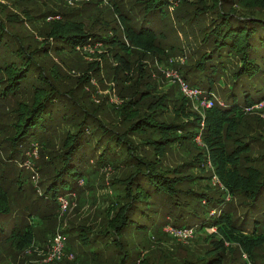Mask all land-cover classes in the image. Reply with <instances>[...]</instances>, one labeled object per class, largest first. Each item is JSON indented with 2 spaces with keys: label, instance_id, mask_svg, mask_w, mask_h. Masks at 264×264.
Segmentation results:
<instances>
[{
  "label": "trees",
  "instance_id": "1",
  "mask_svg": "<svg viewBox=\"0 0 264 264\" xmlns=\"http://www.w3.org/2000/svg\"><path fill=\"white\" fill-rule=\"evenodd\" d=\"M82 1L85 6L104 5V0H88L89 3ZM124 1L109 0L108 5L123 24L122 30L106 29V34H100L94 29L95 21L91 25L93 28H86L84 25H90L91 20L89 16L87 20L84 19L86 13L81 14L85 8L76 14L48 9L40 17H31L30 13H25L28 16L25 20H29L31 27L37 32L33 34L26 32L24 22L17 14H10L0 0V97L5 102H17L16 109L8 110L4 104L0 105L2 118L8 113L15 117L2 126L1 141L4 142L3 147L7 149L10 160L19 156L29 158L25 157V152L34 153L35 146L40 145V170L43 179L38 189L41 194L35 200L36 211L41 203L45 205V213L42 214L40 210L38 216H35L32 207L31 212L25 213L28 209L25 205L21 216H13L12 228L8 232L2 222L11 214L10 198L0 184V242L7 240L10 247L29 250L34 246L38 228L44 239L50 240L46 264H81L78 262H86L87 251L82 250L78 258L72 256L67 248L69 240L74 242L78 239L80 242L77 243L83 248L102 242L104 248L100 247V252L105 253L107 238L113 235L115 238L112 246L117 247L113 250L116 251L117 258L114 261L110 258V261L113 264H127L129 254L122 253L121 237L124 231L129 226H134L136 217H155L160 209L168 207L170 210L176 208L178 211L180 208L184 211L179 216L180 219L186 212L187 217L195 221L201 214H205L207 218L190 227L179 226L174 222L175 227L192 230L194 233L196 230H205L206 234L216 227L217 235L212 234L215 239L211 243L213 249L207 252L200 264L228 263L226 250L231 251L233 248H240L242 253H247L251 262H255V259L263 261L264 120L259 116L248 119L251 116L246 117L245 114L247 109L264 103V95L256 98L259 93L253 87L256 81L264 82V0H205L195 3L196 15L209 24V31L202 37L200 44L197 43L194 52L190 51L191 58L186 59L188 62L193 61L192 65L187 70H182L180 76L185 82L186 74L197 77L198 85H185L190 90L206 93L209 100H213L212 106L205 109L204 116L189 110L191 101L179 88L177 90L183 93L180 105H177V99L173 100V91H160L165 84L153 78L152 70L148 74L147 65L143 62L147 58L152 59V56L163 61L161 56L164 50L156 44L163 35L157 37L151 28L139 29L133 23L136 16L140 17V11L148 14L155 10L156 13H151V16L159 15L158 12L162 11L166 15L163 5L169 8L182 3L177 10H183V5L191 4V1L127 0L128 5ZM57 17L60 18L54 19L49 23L50 26L47 25L46 28L49 29L39 28L48 21L44 20L41 24V19ZM103 24L110 22L104 20ZM15 25L18 26L17 29L14 28ZM37 35L44 37L47 43L38 47ZM97 43L105 45L106 50L100 54L95 51L99 63L80 59L86 67L84 74L93 72L95 68L100 73L101 63L105 64L103 70L107 68L110 80L118 84L122 102L113 110H116L121 121L128 122L129 129L124 133L108 127L86 109L84 102L82 105L79 103L77 90L81 89L80 93L87 96L89 90L81 87L86 84L93 88L88 75L79 82V86L71 89L67 84L69 78L59 76L56 65L50 63L52 53L64 56ZM119 50L126 57L119 55ZM155 50L157 51L152 55ZM132 54L143 59L142 63L139 60L133 64L127 59ZM148 54L151 56L145 58ZM110 61L116 62V65H112ZM153 70L158 69L154 67ZM242 90L245 95L241 102ZM220 91L223 92L220 94L223 104L214 100L216 93ZM251 96H254L255 101ZM68 101L73 104L74 111L61 112L68 108ZM173 112L174 122H168L169 119L164 115ZM59 119L70 125V128L66 131L58 130L56 123ZM92 124L98 127L97 131L104 137L102 142L105 141L107 145L98 161L86 157L87 147L91 145L96 133ZM198 137H202L204 145L195 142ZM134 138H140L142 145L153 149L154 154L145 152L142 153L143 156L137 155L138 146L134 145ZM183 141L201 152L192 162L171 165L166 158L173 155L170 153L171 148L178 147ZM255 143H259L262 148L257 157L251 154ZM98 144L100 140L93 148L94 153L98 152ZM33 158L36 159L34 156ZM209 161H212L214 173L223 184L221 189L212 191L209 186L206 191L183 189L182 185L191 180L189 175H184L187 169L198 164L203 170V164H208ZM109 168L117 169L118 173L111 181V193L103 197L104 201L110 203L105 211L104 227L90 230L83 225L80 230L68 228L63 231L62 234L67 238L64 248L55 259L48 261L58 227L55 220L59 199L80 194L79 189L83 186L90 191L93 188L90 186L91 182L98 180V177L101 179L102 175L90 177ZM203 178L198 176L195 179ZM19 183L21 184L20 181ZM34 192H37L35 188ZM234 199L249 206L248 218L253 226L250 232L243 221L238 224L232 212L227 211L226 206ZM48 213V216H44ZM5 232L7 236L2 238L1 235ZM94 233L98 234L92 235ZM210 235L208 234L211 238ZM258 249L261 250L257 252ZM103 259V263H110L105 260V256ZM135 264H149V260L144 258ZM244 264H248V261Z\"/></svg>",
  "mask_w": 264,
  "mask_h": 264
},
{
  "label": "rangeland",
  "instance_id": "2",
  "mask_svg": "<svg viewBox=\"0 0 264 264\" xmlns=\"http://www.w3.org/2000/svg\"><path fill=\"white\" fill-rule=\"evenodd\" d=\"M1 1L10 14H17L22 20V23L24 22L23 26H26V32H33V34H37V32H35L34 28L31 27V22L29 20H25L26 17H28L25 13H30L31 17H40V15L46 12L48 9L56 12H73V14H76L85 8V11L81 14L86 13L84 19L87 20L89 16L91 22L90 25L84 26L86 28L89 27V29L93 28L91 25L95 21L96 24L94 29H97V33L100 34H103V32L106 34L108 32L106 29H124L123 24L117 17V14L110 10L108 6L109 0H104V5H100L98 7H93V4L85 6L82 0H13L12 3L8 2L7 0ZM190 1L191 4L183 5V10H177L182 6V3L169 8L168 6L163 5V10L167 11L166 15L161 13L162 11L160 12V9H157L159 11L158 13L160 14L153 16H151V13L155 14V10L148 14L140 11V17L138 18L136 16L133 20L136 28L141 29L143 27H149L155 32L157 37L163 35V37L159 38L156 43L157 47L160 46L161 49L164 50V53L161 56L163 61H159L157 56H152V59L147 58L143 63L147 65L148 74L152 70L153 78L155 80L157 79V81L160 80L161 84H165L163 87L161 86L160 91H173V93H175L173 100L177 99V105L181 104L183 97V93L179 92L177 90L178 88L181 91H184V89H188L187 86H193L194 84L198 85L199 80L197 77L186 74L185 82L182 80L180 72L182 70L185 71V69L187 70L188 67L192 65L193 61L188 62L186 58H191L190 51L194 52L197 43L199 45L202 37L209 31V29H207L209 24L200 19V17L196 15L195 12V3H202L205 0ZM86 2L89 3L88 0H86ZM124 4L128 5V1L125 0ZM59 18L60 17L41 19L39 21L41 24H43L42 22L44 20L45 22L46 20L48 21L45 25L39 26V28L49 29V27L46 28L47 25L50 26L49 23H52L54 19ZM104 20L110 22V24H103ZM167 21H169V23H167ZM88 23L89 22H86V24ZM17 27L18 26L15 25L14 28L17 29ZM20 33L23 34L21 31ZM36 38L38 40V47L44 43H47L43 39L44 37L37 35ZM105 50V45L97 43L94 46H85L84 49L75 50V53L73 54H65L64 56H61V54L52 53L50 56V63L52 65H56L55 69L57 70V74L59 76L70 79H67V84H69L68 87L71 89H75L79 82L88 75L89 78H91L93 88H90L89 85L86 84L81 87H84V89L87 91L89 90V94H87V96H84L80 93L81 89H79V91L77 90V93L79 94V103L82 105L84 102L86 109L90 111L92 115L98 116L108 127L112 129L114 128L120 133H124L129 129L128 122L125 123L124 121H121V119L116 115V110H113V108L119 106L122 102L118 93L119 88L117 87V82L110 80L107 68H104L103 70V66L105 67L104 63H101L102 67L100 66V73L99 70L95 68L93 72H89L87 75L84 74L86 67L83 66L84 62L82 63L80 60L83 58V61L86 62L99 63V61L96 60L98 57L94 53L95 51H99L96 54H100ZM156 51L157 50H155L152 55L155 54ZM118 52L119 55L126 57V54L122 52V50H119ZM149 56H151V54L146 55L145 58ZM196 56L197 55L195 54L194 58H196ZM127 59H129L133 64H136L140 60L137 57V54H132L131 56H128ZM142 60L143 59L140 60L141 63ZM110 62L112 65H116V62ZM72 67H74V69L71 70ZM154 67H156L158 70H153ZM159 73H161L160 76ZM119 77H121V75H119ZM253 87L259 93L256 98L264 95V82L256 81ZM194 91L195 94L193 96L186 95L191 101V104L188 106V108L189 110L198 112L200 115L204 116L206 113L205 109L209 108V104L212 106L213 100H209L207 94L200 90L194 89ZM77 93H74L75 97H78ZM220 94H223V92L220 91L216 93L214 100H217L223 104L224 102ZM244 95V90H242L241 102L244 101ZM87 97H90V99H87ZM251 97L255 101L254 96ZM2 104L6 106V109L10 110L16 107L17 102H5L0 97V105ZM67 104L68 108L66 110H61V112L65 111L67 113H72L74 111L73 104H71L70 101H68ZM245 115L246 117L251 116L248 119L259 116L262 118V120H264V103L247 109ZM164 117L169 119L168 122H174L173 120L175 118V112L172 114H165ZM14 118L15 117L9 113L4 116V118H2L0 115V134L2 132V126L10 123L9 120H14ZM56 125L58 130L62 131H66L68 128H70V125H67L66 122L62 121V119H59ZM92 128H94L96 133L94 134V138H92L91 145L87 147L86 157L89 160L98 161L100 159V154L105 148H107V145L105 141L102 142L104 137L101 135L102 133L100 131H97L99 130L98 127L95 124H92ZM1 139L2 136L0 135V141ZM155 139H157V136H155ZM98 140H100V144H98V152L94 153L93 148ZM133 141L134 145L138 146L137 155L143 156L142 153L145 152L150 153L151 155L154 154L153 149L142 145L140 138H134ZM195 142L200 143L201 145L205 144L204 141H202V137L197 138ZM3 146L4 142L2 143L1 141L0 184L3 185L4 190L7 192V195L10 198L8 201L10 204L11 214L7 219H4L2 223L4 228L9 232V230L12 228L13 216L15 214L20 215L22 211H24L25 205L28 206V209L25 213L31 212V207L35 212V216L40 214V210L42 214L45 213L43 211L45 205L41 203V206L38 207L39 210L36 211L35 203L37 196L41 194V190L38 189L40 188V184L43 179L42 171L40 170V165L42 163V148H40V145H36L34 148V153L31 151L25 152V157L29 158L24 159L23 157L19 156L17 159L14 158L10 160L8 158L7 149H4ZM261 150V145L259 143H255L254 150L251 154L254 157H257L260 155ZM171 152L173 155L170 154V157H167L166 161L170 162L171 165H179L181 163L192 162L201 151L193 147L188 142L183 141L178 147H172L170 153ZM262 154H264V150L262 151ZM33 156L36 157L35 160ZM203 166V170L198 164L187 169L184 175H189L191 180L185 182L182 185L183 189L191 188L194 190L206 191L208 190V186L213 189L212 191L221 189V185L223 184L217 174L214 173L212 161H209L208 164L205 162ZM116 173H118L117 169L115 170L113 168H109L107 171L101 170L98 174L90 177L94 178L102 175L101 179L98 177V180L91 182L90 186L92 185L93 188H91L90 191L86 190V187L83 186V188L79 189V192H81L80 194L77 193V195L73 194L71 196L62 197L59 199L58 205L60 206L57 205V208L55 207L57 211L55 222H57L58 226L56 229L57 234L55 233V235L62 236V248H64V241H67V238L62 234V232L66 231L68 228L80 230L84 225L90 230H99L104 227L103 223L106 216L105 211L108 209L110 203H108V201H104L103 197H106V194L111 193V181L116 176ZM198 176H202L204 178L195 179ZM214 176H216L215 179L213 178ZM81 184L83 183L81 182ZM89 187L87 189H90ZM34 188L37 192H34ZM191 201H193V204H195L194 199ZM229 203L230 204L226 206L227 211L232 212V215L234 216L235 220H237L238 224H241V221H243L247 231L250 232L253 229V226L248 218L249 206L242 204L239 199H234L232 201L230 200ZM68 204L69 209L63 211L61 205L64 206ZM166 208L167 209H160L155 217H136V223L134 226H129L128 229L124 231L121 237V240L123 241L122 253L129 254L130 259L127 261V264H135L144 258H148L149 264H200V261L206 257L207 252L213 249V245L211 243L215 239L212 238V234H216V227L211 228L210 231L208 230L207 234L205 233V230H196L195 234H185L183 229L179 228V226L190 227L194 224L202 222L203 219H207L205 214H201L200 217L197 218V221H195L193 218H188V214L186 212L183 214L182 219H180L179 216L184 211H182L180 208L178 211L176 208L172 210H170L168 207ZM262 212L264 213V208L262 209ZM50 213L44 216H48ZM259 217V219L262 218L261 215ZM27 221H29V219H27ZM174 222H177L179 226L175 227ZM96 234L98 233H94L92 235ZM208 234H211V238L208 236ZM5 235L7 236L6 232L1 235L2 238H5ZM43 236V233L41 231L38 232L37 228V238L33 248L29 250H17L14 247H10V245L6 243L7 240H2V242H0V264H46L45 259L50 249V240L47 239L46 241ZM114 238L115 237L113 235L108 236L105 245L108 247H105V253L100 252V247L104 248V244L102 242L98 245H88L83 248L77 243L80 242L78 239L74 240V242L73 240H69L67 248H69L72 256H76L77 258L79 257L82 250L87 251L85 257L86 262L79 261L78 263L107 264V261H104L103 263L104 256L105 260L109 261L110 258H113V261L117 258L116 251H113L117 249V247L112 246ZM260 250L261 249H258L257 252ZM54 253L55 252L53 250L52 254L48 256V260L54 259ZM66 256L67 255L65 254V257ZM247 256L248 254L245 252L242 253L240 248H233L231 251L227 249L226 259L228 260V263L225 264H244L245 261H248V264H264V258L263 261H258L255 259V262H253V260L251 262V259H248ZM113 261H110V263L113 264Z\"/></svg>",
  "mask_w": 264,
  "mask_h": 264
},
{
  "label": "built area",
  "instance_id": "3",
  "mask_svg": "<svg viewBox=\"0 0 264 264\" xmlns=\"http://www.w3.org/2000/svg\"><path fill=\"white\" fill-rule=\"evenodd\" d=\"M187 88V87H186ZM184 92L186 93V95H189V96H193L194 94H195V91L194 90H189V89H184ZM208 107L210 108L211 107V104H209L208 105ZM198 138H201V137H198ZM216 178V176L214 177V179ZM61 207H62V209H63V211H66V210H68L69 209V204L68 205H61ZM173 232H176V231H173ZM183 232L185 233V234H189V233H191V234H193L194 233V231H190V230H183ZM195 234V233H194ZM61 240H62V236L61 235H58V236H56L55 238H54V244H53V246H52V248H51V252H50V254L49 255H51L52 254V252H53V250H54V259L60 254V252H61V250H62V246H61ZM58 253V254H57ZM48 261H52V260H48Z\"/></svg>",
  "mask_w": 264,
  "mask_h": 264
}]
</instances>
